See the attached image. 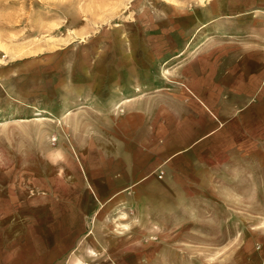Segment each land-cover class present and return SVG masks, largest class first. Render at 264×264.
Returning <instances> with one entry per match:
<instances>
[{"label":"rangeland","instance_id":"rangeland-1","mask_svg":"<svg viewBox=\"0 0 264 264\" xmlns=\"http://www.w3.org/2000/svg\"><path fill=\"white\" fill-rule=\"evenodd\" d=\"M208 47L264 64V0H0V264L20 248L17 264H50L27 242L38 218L80 227L79 264H264V132L245 156L213 157L206 142L155 172L164 181L182 163L192 182L93 179L140 101L171 119L165 134L152 124V145L172 147L180 69ZM127 184L133 204L101 215Z\"/></svg>","mask_w":264,"mask_h":264},{"label":"crops","instance_id":"crops-1","mask_svg":"<svg viewBox=\"0 0 264 264\" xmlns=\"http://www.w3.org/2000/svg\"><path fill=\"white\" fill-rule=\"evenodd\" d=\"M225 57L224 52L215 53L214 47H208L180 69L179 81L183 89L181 93L178 92L179 89H174L179 109L174 110L171 115L175 118L171 131L172 147L167 149V143L162 145L160 151L159 144H156V147L152 145L153 140L147 137L152 124L158 126L161 123L165 134L166 125L171 123V119L165 114L160 115L157 109H151V105L140 101L137 107L125 112L124 120L119 123L123 135L117 134L115 137L112 134L113 141L108 142L109 148L97 153L94 163L100 166L94 168L93 179L109 181L110 187L113 188V182L118 184V181H131L135 186L149 181L152 176L159 183L167 182L173 175L180 181L192 182L194 173L189 170V173L185 172L182 163L180 169L173 174L168 173L164 181L157 179L155 172L157 167L164 164L177 163L186 152L206 142L213 143L209 150L213 157L218 158L233 149L245 156L247 139L254 142L252 145L258 146L256 136L264 132V64L259 55L256 56L250 51L239 54L229 50L228 58ZM234 124L242 132L246 131L249 137L242 135L239 130L231 132V125ZM119 137L127 142L125 150L121 147L120 153ZM152 137L156 140L157 134ZM87 159L89 158H84V165L87 166L85 170L90 173L88 166L91 164ZM118 176L123 180L118 179ZM128 187V184L121 185L111 192L103 203L99 201L102 206L97 209L101 215L109 204L119 200L133 204L134 196L124 194ZM142 187L143 185H139L137 189ZM53 222L58 223L44 218L29 221L25 225L28 245L47 255L50 264H79L81 260H86L83 254L77 259L72 257L83 245L78 234L80 227H73V231H70L66 227H56ZM33 229H36V232ZM20 249H14V253H11L13 264L23 261L17 259ZM92 249L99 252L98 248H91L90 252Z\"/></svg>","mask_w":264,"mask_h":264},{"label":"built area","instance_id":"built-area-1","mask_svg":"<svg viewBox=\"0 0 264 264\" xmlns=\"http://www.w3.org/2000/svg\"><path fill=\"white\" fill-rule=\"evenodd\" d=\"M163 174H164V173L162 172V173H161V175H160V177H162V176H163Z\"/></svg>","mask_w":264,"mask_h":264},{"label":"bare ground","instance_id":"bare-ground-1","mask_svg":"<svg viewBox=\"0 0 264 264\" xmlns=\"http://www.w3.org/2000/svg\"><path fill=\"white\" fill-rule=\"evenodd\" d=\"M165 74V73H164ZM166 75V74H165ZM168 75V74H167ZM130 100V99H129Z\"/></svg>","mask_w":264,"mask_h":264}]
</instances>
